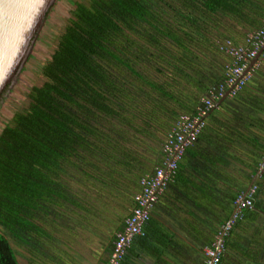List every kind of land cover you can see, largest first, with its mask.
Returning <instances> with one entry per match:
<instances>
[{
    "label": "trees",
    "instance_id": "obj_1",
    "mask_svg": "<svg viewBox=\"0 0 264 264\" xmlns=\"http://www.w3.org/2000/svg\"><path fill=\"white\" fill-rule=\"evenodd\" d=\"M73 6L41 68L42 84L31 87L26 109L0 130V264H33L34 253L52 258L37 246L48 234L38 221L60 203L85 213L75 210L85 215L80 224L108 205L133 207L140 179L161 163L150 152L163 157L180 111H193L184 96L209 78L207 59L233 41L232 27L252 33L264 16V0ZM194 99L199 105L204 98ZM19 246L26 255L15 251Z\"/></svg>",
    "mask_w": 264,
    "mask_h": 264
},
{
    "label": "crops",
    "instance_id": "obj_2",
    "mask_svg": "<svg viewBox=\"0 0 264 264\" xmlns=\"http://www.w3.org/2000/svg\"><path fill=\"white\" fill-rule=\"evenodd\" d=\"M251 31L232 27L228 33L234 35L231 41L234 45H242L244 33ZM213 57L207 59L203 72L209 78L184 96L194 113L201 105L194 103L196 95L206 98L216 86H212L215 80H222L225 67L231 62L228 54L218 48ZM249 75L250 79L236 97H227L219 105L221 99L216 101L205 115L197 140L187 149L172 181L153 204L144 225L145 235L134 238L120 264H203V249L229 218L232 199L251 184L258 188L254 195L258 205L246 210L242 222L230 232L221 264H264V234L256 235L255 231L251 234L253 227H264V59L252 65ZM204 89L208 91L198 92ZM193 111L181 110L179 116L192 115ZM153 151L150 159L158 164L163 160L162 154ZM138 192L137 189L134 195ZM131 205L132 201L124 217L130 213ZM77 223L72 225L78 231L76 237L88 235L86 243L90 247L82 263L107 264L110 250L99 242L96 247L90 244L93 231L99 234L100 225L83 223L92 229L84 230Z\"/></svg>",
    "mask_w": 264,
    "mask_h": 264
},
{
    "label": "built area",
    "instance_id": "obj_3",
    "mask_svg": "<svg viewBox=\"0 0 264 264\" xmlns=\"http://www.w3.org/2000/svg\"><path fill=\"white\" fill-rule=\"evenodd\" d=\"M231 58L225 67L224 79L209 91L194 115H181L162 146L163 160L154 170L139 181V192L134 197V206L116 233L107 264H120L135 237L144 236V225L158 196L167 189L176 174L179 163L187 149L197 140L204 126L205 115L212 110L216 101L224 97H236L250 79L249 66L258 57L264 59V16L263 25L244 38L242 45H234L226 40L220 46ZM255 184L236 195L232 202V213L218 228L213 241L204 247L203 264H220L230 232L244 212L252 209Z\"/></svg>",
    "mask_w": 264,
    "mask_h": 264
},
{
    "label": "rangeland",
    "instance_id": "obj_4",
    "mask_svg": "<svg viewBox=\"0 0 264 264\" xmlns=\"http://www.w3.org/2000/svg\"><path fill=\"white\" fill-rule=\"evenodd\" d=\"M82 1L85 0H63L49 20L0 110V130L3 128V125L10 121L12 115L16 111H23L26 109L27 94L31 87L42 84L43 78L41 68L50 59V56L55 50L57 39L71 15L74 3ZM260 196H262L261 193ZM126 203V205H129L128 202ZM60 204L62 205L52 207L47 217H43L42 220L38 221L39 226L43 227L48 234L38 238L37 246L41 248L44 253L53 256L52 258H47L43 256V253L42 255L34 253L35 261L33 264H83L82 259L90 253V247L86 243V236L88 235L83 233L81 238H77L76 235H79L77 234L78 231L72 229V225L75 222L83 220L78 213H75V210L82 214L85 213L79 211L77 208L64 205V203ZM127 212L128 208L125 212V210H119L118 208L108 205L104 209L102 208V210L93 217H91V214L87 213L88 221L93 225L95 224L94 227L100 225L99 230L97 229L100 234L93 231V241L90 244L96 247L99 242L104 246L107 236L112 234V230L120 225L121 220L124 219L123 217ZM241 222L242 220L238 221L239 224ZM77 224L83 225V223ZM249 226L250 223L247 224V229ZM80 227H78L77 230L80 229ZM83 228H85L84 230H92L87 224H84ZM256 229L253 227L251 234H253L254 231L256 235L264 234V227H258ZM102 230H104V232L107 230L108 233H101ZM34 238L36 239L35 236ZM243 239H245V237ZM15 251H18L20 255H26L28 252V250L22 246L15 247Z\"/></svg>",
    "mask_w": 264,
    "mask_h": 264
},
{
    "label": "water",
    "instance_id": "obj_5",
    "mask_svg": "<svg viewBox=\"0 0 264 264\" xmlns=\"http://www.w3.org/2000/svg\"><path fill=\"white\" fill-rule=\"evenodd\" d=\"M62 1L0 0V110ZM257 60L258 57L251 62L249 70Z\"/></svg>",
    "mask_w": 264,
    "mask_h": 264
},
{
    "label": "flooded vegetation",
    "instance_id": "obj_6",
    "mask_svg": "<svg viewBox=\"0 0 264 264\" xmlns=\"http://www.w3.org/2000/svg\"><path fill=\"white\" fill-rule=\"evenodd\" d=\"M102 226H103V225H102ZM112 231H113V233L107 236V239H106L105 245L103 246L104 249H106V250H110V251H109V255H110V252H111V249H112V246H113V242H114V239H115V236H116V233H117V232L115 231V229H113ZM101 233L106 234V233H108V231L106 230V231L104 232V230H102ZM99 234H100V233H99Z\"/></svg>",
    "mask_w": 264,
    "mask_h": 264
},
{
    "label": "snow or ice",
    "instance_id": "obj_7",
    "mask_svg": "<svg viewBox=\"0 0 264 264\" xmlns=\"http://www.w3.org/2000/svg\"><path fill=\"white\" fill-rule=\"evenodd\" d=\"M2 80H3V77H2V76H0V83H2Z\"/></svg>",
    "mask_w": 264,
    "mask_h": 264
}]
</instances>
